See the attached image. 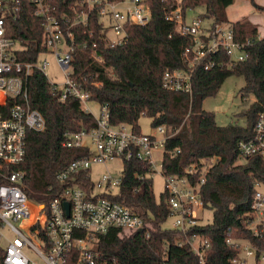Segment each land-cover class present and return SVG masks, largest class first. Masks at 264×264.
Returning <instances> with one entry per match:
<instances>
[{"label":"built area","instance_id":"1","mask_svg":"<svg viewBox=\"0 0 264 264\" xmlns=\"http://www.w3.org/2000/svg\"><path fill=\"white\" fill-rule=\"evenodd\" d=\"M29 1L35 5L34 14L43 19L42 50L35 61L23 58L27 46L20 37H14L20 19L19 0H0V264H107L96 251L98 235L117 228L142 229L150 237L146 218L112 198L116 195L112 190L120 188L122 176L114 178L105 174L97 183L91 179L93 164H106L116 158L145 163L150 171L148 175L140 174L141 180L152 178L156 172L163 176L168 202L165 222L170 221L171 225L164 226V222L162 227L178 233L177 246L193 251L200 264H211L208 261L211 240L199 229L208 224L203 222L205 210L210 209L205 204L203 188L216 158H201L181 173L170 171L164 159L166 153L174 156L176 152L166 148L172 137L166 125L155 128L154 134H145L128 123L114 125L109 106L100 104V114L96 117L92 113L97 122L95 128L66 134L65 147L88 148L89 154L71 161L58 172L57 179L63 184L61 193L48 203H37L28 197L24 190L25 172L21 168L27 158L28 137L31 132L46 128L43 114L29 102V79L33 72L45 75L61 102L73 97L89 112L86 105L92 101V94L75 76L77 37L71 28L87 26L92 16H98L108 43L114 47L127 41V26L146 25L151 19L146 0H77L60 15L54 0ZM185 17L180 6L167 15L189 43L183 50L186 67L166 70L162 85L166 90L191 95L197 69L224 65L223 55L229 57L230 64L246 60L248 47L255 39L237 40L231 22L214 23L201 16L187 22ZM111 32L113 37L109 35ZM262 36L259 34L257 38ZM49 53L54 55L65 76L62 87L47 75L49 61L43 55ZM252 98L260 109L253 137L237 143L238 162L254 156L264 159V100ZM255 187L250 227L254 237L263 239L264 183L257 182ZM65 203L69 204V210ZM80 232H85L84 236ZM225 241L240 250L232 260L234 264H247L249 259L264 264V248L238 238L234 226L226 228ZM31 253L40 262L32 259Z\"/></svg>","mask_w":264,"mask_h":264},{"label":"trees","instance_id":"2","mask_svg":"<svg viewBox=\"0 0 264 264\" xmlns=\"http://www.w3.org/2000/svg\"><path fill=\"white\" fill-rule=\"evenodd\" d=\"M77 0H54L58 14L67 11ZM120 1V0H116ZM20 19L17 22L20 37L27 46L23 58L35 61L41 52L40 38L43 19L34 14L35 5L29 0H19ZM151 10L146 25L127 26V41L111 46L108 36L92 16L89 25L71 28L77 39L73 68L76 78L92 94V100L108 105L110 121L117 125L128 123L141 130L139 120L146 115L152 126L166 125L172 137L166 148L176 155L166 153L164 165L172 172L183 169L201 158H216L203 198L213 209V221L200 227L199 232L211 240L208 261L211 264H234L239 254L236 245L225 241V230L234 226L236 236L264 248V238L254 237L250 227L253 219L252 202L257 182L264 183V159L254 156L238 162L237 143L254 135V124L260 105L253 103L245 116V125H218L216 115L204 108L207 98L215 96L226 79L232 75L243 76L246 85L241 89L247 95L264 100V34L249 19L233 22L236 39H255L248 47L249 57L230 64L223 55L224 65L210 70L199 68L193 76V93L166 90L163 74L168 69L185 68L184 47L189 39L180 35L174 21L167 15L179 6L176 0H146ZM234 0H181V9L204 7L201 17L214 23L229 22L226 9ZM259 11L264 6L251 0ZM57 14V12H55ZM29 102L46 120V128L31 132L28 137L26 161L21 165L25 172L24 190L37 203H48L61 193L63 184L58 172L71 161L89 154L88 148H67L63 145L67 133L91 130L96 127L95 116L85 111L79 100L70 97L65 102L52 90L50 82L40 71L29 79ZM179 150V152H178ZM178 152V153H177ZM124 170L119 192L112 198L122 202L146 218L150 237L142 231H125L112 228L97 236L96 251L107 264H200L198 257L187 247L177 246L179 234L164 229L168 215L167 194L159 199L153 190L149 167L139 160H123ZM84 181L90 182L84 176ZM85 232H80L84 236ZM100 264V263H98Z\"/></svg>","mask_w":264,"mask_h":264},{"label":"rangeland","instance_id":"3","mask_svg":"<svg viewBox=\"0 0 264 264\" xmlns=\"http://www.w3.org/2000/svg\"><path fill=\"white\" fill-rule=\"evenodd\" d=\"M177 4L181 7V0H176ZM229 11L235 10L238 13V19L242 20L241 14L244 12H252L257 11L258 15L262 19L261 22L258 23L260 27V34H264V11H259L251 2V0H234L232 4L229 5ZM183 12V11H182ZM205 13L204 7H197L193 9H189L186 12V21L189 22L193 18L197 16H202ZM110 37H113V33L111 32ZM43 58H47L49 61V66L47 68V75L49 79L56 82L59 86L62 87V84L65 81V76L63 71L57 64V61L52 53L43 55ZM246 85V80L243 76L232 75L226 79V81L221 86L220 90L215 96L209 97L204 102V108L208 111H212L216 115V122L218 125L225 126L228 124H239L245 125L246 118L241 115L244 112H247L252 105V97L247 95L248 98L243 99V95L241 89ZM90 108L91 113H93L96 117L100 114V103L95 100H92L90 103L86 105ZM152 119L146 115L141 116L139 120V125L141 127V131L145 134H154L156 133V129L151 124ZM159 157V154L156 155ZM160 164V162L158 163ZM160 167H158L159 169ZM124 170V161L122 158H116L109 160L106 164L97 163L93 164L90 169V175L93 182L97 183L100 181L101 177L105 174H111L114 178H120L122 176V172ZM153 179V190L157 199L161 197V194L165 191V182L164 178L161 174L156 172L152 176ZM103 190V189H97ZM119 188L116 187L112 191L115 194H118ZM214 211L213 209L205 210V218L203 219L204 223H211L213 221ZM171 222L167 221L164 223V226H170ZM31 257L34 260L39 259L31 253ZM247 264H255L253 259H249Z\"/></svg>","mask_w":264,"mask_h":264},{"label":"crops","instance_id":"4","mask_svg":"<svg viewBox=\"0 0 264 264\" xmlns=\"http://www.w3.org/2000/svg\"><path fill=\"white\" fill-rule=\"evenodd\" d=\"M257 4L264 6V0H254ZM229 6L226 9L227 12V16H228V20L229 22L233 23L236 22L235 20L238 19V13L239 11H229ZM241 17H243V19H249L251 20L254 24L257 25L259 32H261L260 27L258 26V23L262 21V19L260 18V16L258 15L257 11H252V12H244L243 14H241ZM238 21V20H237Z\"/></svg>","mask_w":264,"mask_h":264},{"label":"water","instance_id":"5","mask_svg":"<svg viewBox=\"0 0 264 264\" xmlns=\"http://www.w3.org/2000/svg\"><path fill=\"white\" fill-rule=\"evenodd\" d=\"M65 206H66L67 210H69V204L68 203H65ZM141 230H139V231H141Z\"/></svg>","mask_w":264,"mask_h":264}]
</instances>
